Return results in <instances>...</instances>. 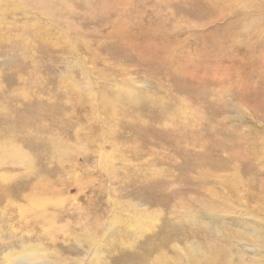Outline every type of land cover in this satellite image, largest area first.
Returning a JSON list of instances; mask_svg holds the SVG:
<instances>
[{
    "label": "rangeland",
    "instance_id": "obj_1",
    "mask_svg": "<svg viewBox=\"0 0 264 264\" xmlns=\"http://www.w3.org/2000/svg\"><path fill=\"white\" fill-rule=\"evenodd\" d=\"M35 248L264 264V0H0V264Z\"/></svg>",
    "mask_w": 264,
    "mask_h": 264
},
{
    "label": "bare ground",
    "instance_id": "obj_2",
    "mask_svg": "<svg viewBox=\"0 0 264 264\" xmlns=\"http://www.w3.org/2000/svg\"><path fill=\"white\" fill-rule=\"evenodd\" d=\"M34 74V73H33ZM52 107V106H51ZM176 112V111H175ZM14 249V248H13ZM12 251H14V250H12ZM12 253V252H11ZM11 253H9V255H11ZM24 255H23V254ZM22 253H20L19 255H18V253L15 255V256H13L10 260H12L11 261V263L13 264L15 261H16V257H17V255H18V260H22L21 261V264H25V261H23V260H27L28 258H24V257H26V256H28V254H29V258H39V253H38V251H37V249L35 248V249H26V251H22ZM33 260V259H32ZM31 261V260H30ZM29 261V262H30ZM35 262V261H34ZM30 264V263H29ZM35 264V263H34ZM227 264V263H226Z\"/></svg>",
    "mask_w": 264,
    "mask_h": 264
}]
</instances>
